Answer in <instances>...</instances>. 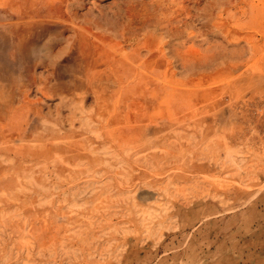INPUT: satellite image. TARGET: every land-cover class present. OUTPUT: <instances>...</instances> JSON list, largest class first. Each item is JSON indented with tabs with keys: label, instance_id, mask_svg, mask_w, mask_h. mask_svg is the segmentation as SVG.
Here are the masks:
<instances>
[{
	"label": "rangeland",
	"instance_id": "rangeland-1",
	"mask_svg": "<svg viewBox=\"0 0 264 264\" xmlns=\"http://www.w3.org/2000/svg\"><path fill=\"white\" fill-rule=\"evenodd\" d=\"M0 12V264H264V0Z\"/></svg>",
	"mask_w": 264,
	"mask_h": 264
},
{
	"label": "bare ground",
	"instance_id": "bare-ground-1",
	"mask_svg": "<svg viewBox=\"0 0 264 264\" xmlns=\"http://www.w3.org/2000/svg\"><path fill=\"white\" fill-rule=\"evenodd\" d=\"M17 2V1H16ZM2 4V3H1ZM15 4V3H14ZM13 4V5H14ZM23 4V3H22ZM6 5V4H5ZM11 6V5H10ZM27 6V5H26ZM11 8H12V6H11ZM28 9V8H27ZM36 9V8H35ZM58 12V11H57ZM1 13V12H0ZM11 13V12H10ZM10 13L8 14L9 16H10V18H9V20L10 19H12V21H7V22H4L3 24H1L0 25V27H2V29L3 28H6V29H10L12 32H13V35H14V45H15V47H16V51L17 52H19V53H21V52H23L22 50H24V40H26V39H24V36H26V35H31V36H34V37H37L38 35H40L42 32H46V31H48L49 29H51L50 28V26H48V24H45L46 22V19L43 21H41V20H37V19H35V17H34V19H30L29 21H28V18H27V16L26 15H22L24 12H22V14H21V16L19 15V16H17V17H14L13 15L11 16L10 15ZM37 13V12H36ZM41 13V12H40ZM3 14V13H2ZM12 14V13H11ZM16 14V13H15ZM4 15V14H3ZM2 16V15H1ZM0 16V17H1ZM5 16V15H4ZM52 16V15H51ZM47 17V16H46ZM30 18V17H29ZM45 18V17H44ZM1 19H3V18H1ZM49 21V20H48ZM55 23V22H54ZM65 25V24H64ZM76 25V24H75ZM85 32V31H84ZM78 34V33H77ZM104 38V37H103ZM30 39V38H29ZM12 47V46H11ZM93 48V47H92ZM32 50H33V48H32ZM94 51V50H93ZM154 51V50H153ZM60 59V58H59ZM26 60H28V57L26 56V57H22V56H20L19 57V61L20 62H24V61H26ZM134 63V62H133ZM58 73H60V72H58ZM62 75V73H60V75H57V76H61ZM140 76V75H139ZM59 80V79H58ZM60 81V80H59ZM128 81V80H127ZM64 88H66V85L64 84V85H62ZM67 89V88H66ZM114 97V96H113ZM16 98V97H15ZM63 98V97H62ZM166 98V97H165ZM17 99L19 100V101H23V100H27V95L25 94V93H20L18 96H17ZM117 99V98H116ZM152 100V99H151ZM150 100V101H151ZM13 101V100H12ZM30 105V104H29ZM136 105V104H135ZM25 105H21V109L23 108H25L24 107ZM11 107V106H10ZM146 107V106H145ZM19 108H17V110H18ZM162 109V108H161ZM10 111V110H9ZM160 111V110H159ZM15 112H16V110H15ZM19 112H21V111H19ZM97 115V114H96ZM155 115V114H154ZM173 115V114H172ZM123 112H121V110L118 108V106H117V101H115L114 103H113V105H112V107L111 106H107L106 108L105 107H103L102 108V111L101 112H99V114H98V124H99V126L100 127H103V128H105V129H108V128H111L112 126L114 127V129H115V132H113V133H111V131H108L107 130V132L106 133H108L107 135L109 136V137H111V139L113 140V142H111V144L110 143H108L106 140H109V139H107L108 138V136H103V135H100L101 136V139L102 138H104V140H102V142H103V144L106 146L107 144H110V145H112V143H114V144H117L118 142L117 141H119V142H123L124 143V140H123V136L122 135H120L119 134V132L117 131L118 130V127L119 126H121V124L123 123L122 122V120H123ZM132 118V117H131ZM135 120V119H134ZM133 120V121H134ZM164 120V119H163ZM96 122V121H95ZM134 124V123H133ZM131 126H133V125H131ZM102 128V129H103ZM137 128V127H136ZM137 131V130H136ZM15 133V132H14ZM18 133V137H20V138H23V139H25L23 136H22V133H20L19 131L17 132ZM134 133V132H133ZM138 134V133H137ZM133 136V135H132ZM100 138V137H99ZM127 138V137H126ZM130 138H131V136H130ZM154 138V137H153ZM168 141V138H164V142L166 143ZM133 142V141H132ZM129 143V142H128ZM101 144V143H100ZM122 144V143H121ZM168 144V143H167ZM82 145V144H81ZM80 145V146H81ZM134 145V144H133ZM115 146V145H114ZM71 147V148H70ZM70 147H68V149L70 150V151H74V150H76L77 148H75L76 146L75 145H73V146H71L70 145ZM130 147V146H129ZM37 149V148H36ZM59 149H61V150H63L61 147H59ZM127 149V148H126ZM46 150V149H45ZM65 150H66V148H65ZM68 150V151H69ZM40 151V149L38 150V152ZM42 151V150H41ZM78 152V151H77ZM85 153H86V151H84ZM66 154V153H65ZM89 155V154H88ZM167 158V157H166ZM88 159H92V160H95V157H93L92 155L90 156V157H88ZM118 159V158H117ZM86 162V161H85ZM88 162V161H87ZM139 165V164H138Z\"/></svg>",
	"mask_w": 264,
	"mask_h": 264
}]
</instances>
